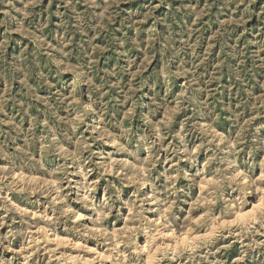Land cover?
Segmentation results:
<instances>
[{
  "label": "rangeland",
  "instance_id": "1",
  "mask_svg": "<svg viewBox=\"0 0 264 264\" xmlns=\"http://www.w3.org/2000/svg\"><path fill=\"white\" fill-rule=\"evenodd\" d=\"M89 104L93 110L77 121ZM177 107L183 110L167 111ZM186 119L193 131L185 143L195 163L170 155L175 148L182 153L178 137ZM205 126L231 139L218 145L231 149L218 159L234 160L225 175L242 178L225 185L230 219L208 195L221 165L209 164L215 152L197 151L207 133L196 129ZM154 127L163 147L149 153L145 145L159 139ZM122 129L130 130L126 139ZM53 137L55 150L45 152ZM113 137H121L127 151ZM81 141L89 146L83 157L91 155V161H65L59 148L74 152ZM150 156L159 199H165L166 175H175L173 165L181 170L171 213L166 205L143 203L153 200L151 183L121 182L127 169L117 162L136 164ZM90 169V175L77 174ZM41 182L60 191L15 190ZM68 208L67 215L57 211ZM206 212L212 217L207 223ZM165 214L177 217V236L153 229ZM262 221L264 0L0 4V264H145L157 247L153 264H264ZM181 234L190 238L188 247L175 242ZM151 239L152 248L143 252Z\"/></svg>",
  "mask_w": 264,
  "mask_h": 264
},
{
  "label": "clouds",
  "instance_id": "2",
  "mask_svg": "<svg viewBox=\"0 0 264 264\" xmlns=\"http://www.w3.org/2000/svg\"><path fill=\"white\" fill-rule=\"evenodd\" d=\"M13 0H0V4H12ZM240 23L243 22V20L238 21ZM72 70V69H69ZM87 83L92 86V81L91 80H87ZM77 87H79V85H77ZM76 90L74 89V92ZM153 103H156L155 99L153 98ZM165 103H161L159 105H157V108H164L165 107ZM93 110L92 108V104H89L87 106H85L83 108V111L80 112V114L77 116V121H80L84 118V116L88 113L91 112ZM183 109L180 107L177 108H168L167 111L170 113H176L177 111H182ZM76 126V125H74ZM163 127V126H161ZM198 131L201 132H206L207 135L205 137V143H202L199 148L197 149V151H199L200 149H207L210 151H213L216 153V155H214L211 160H209V164H213L216 163L218 165H221V167H217L215 169L214 175L216 177V179L213 181V183L210 185V191L208 193L209 196H211L212 201L211 202H220L222 204V211L224 213V218L226 219H230L231 215L233 214V208L228 206V202L224 200V189H225V185L227 186H231L233 184H238L241 182L242 178L238 179L237 177L233 176V175H225V173L228 171V169L233 168V166L235 165V161L232 159H228V158H223V159H218V157H220L221 153H225V152H231L230 148H225V149H220L218 147V145L220 143H225L230 144L232 141L230 138H226L224 136H222L220 133L215 132L214 129H211L210 126H205V128L203 129H196ZM129 129H122V133L124 134V138H127V133L129 132ZM166 131V130H165ZM193 131V128L188 127V121L187 119L185 120V130L183 132H181L179 134V141L180 144L182 146V153L181 150L179 148H175L173 149V151L170 153V155L173 156V158L175 160H177V162L179 161V158L181 157V155H183L184 158H186L187 160H189L192 163H195L197 157L196 154L192 151L189 150L187 144L185 143V136L189 133ZM153 135H156L157 137H159V139L151 142L150 144L145 145L148 148L149 153L152 152L153 148H156L157 145H159L161 148L163 147L162 144H160V140L163 139V135L161 134L159 129H156L154 127L153 130ZM105 136L111 135L110 133L105 132L104 133ZM121 139V137H113L112 138V143L119 149V150H124L127 151V148L125 147L124 144L118 143V141ZM142 139H147L146 137L142 138ZM71 142V141H69ZM106 143H108V140H105ZM241 141L240 140H236V143L239 144ZM52 148L53 150H55V137H53L52 142L50 143H45L43 145V150L45 152H47L49 150V148ZM88 144L85 141H81L80 144H78L77 146V151L74 152H70L68 151L67 148H59V154L65 159V161L67 160H72L74 162L77 161H82L83 163H89L91 161V155L87 158L83 157V152L86 151L88 149ZM134 155V154H133ZM120 166V170L123 169H127V171L124 172V175L121 177V182H124L125 180H129L131 183H135L139 186H143L146 183H151L153 186V200H147L145 199L143 201V203H157L160 205H166L167 207V212L171 213V209L175 203L174 197H176L177 195V190L176 189V180L177 178L181 175V170L176 169L175 165H173L172 171L175 172V175L172 174H168L166 175V179L168 181V183L166 185H164V197L165 199H159V193L156 190V181L154 179H151V169L153 167H155V159L150 156L149 160L144 162V161H139L137 160L136 164H125L123 161L117 162ZM138 165H144V167H140ZM100 167H106L104 165H101ZM58 172L63 173L65 171V168L63 166H61V168H59L57 170ZM91 169L87 172V173H77L80 175H90L91 174ZM185 177L187 179L192 180L193 184H195L197 181L194 177H188L187 174H184ZM201 175H203V173H201ZM146 176L148 177L146 179ZM66 177H62L56 180L55 183L60 184L64 182V179ZM101 178H103V175L101 176ZM109 187L111 188H116L115 184L109 185ZM43 189V191H42ZM18 191H25V192H32V191H37L40 192L41 195L48 193L49 195L52 194V192H59L60 189L54 188L52 186V183H49L47 185H45L43 182H41L40 186L33 189L30 187H24V188H19V189H15ZM107 191V189H106ZM241 192L244 193L246 195V190L244 188H241ZM120 193V189L116 188V195H119ZM111 199V197H107L105 199V205L108 204V201ZM242 200V197L240 198ZM60 200H63V197H59L58 198V202ZM86 207H89L91 205H85ZM195 207V205H194ZM60 212V215H67L68 212L71 211L70 208H68L67 210H57ZM209 211H212L211 209H209ZM205 223H207V221L211 220L212 217H210L208 215V213H205ZM161 219L164 221V223L162 224V226L159 229L155 228L154 222H153V229L155 231L158 232H165V231H171L172 227H173V222L177 219V217L172 216L171 219L169 218L168 214H165L161 217ZM261 226L264 227V221H262ZM217 229H220V225L217 224L216 225ZM84 235H87L88 233H82ZM210 235H213V233H210ZM215 236L219 237L221 236V231L217 230L214 233ZM211 240L205 241V243H211Z\"/></svg>",
  "mask_w": 264,
  "mask_h": 264
},
{
  "label": "bare ground",
  "instance_id": "3",
  "mask_svg": "<svg viewBox=\"0 0 264 264\" xmlns=\"http://www.w3.org/2000/svg\"><path fill=\"white\" fill-rule=\"evenodd\" d=\"M242 213V212H241ZM240 214V213H239ZM238 214V215H239ZM241 216V218L240 219H243L242 217L244 216V214H240L238 217H240ZM247 217H248V214L246 215ZM250 216V215H249ZM82 217H81V214L79 215H77V220H80ZM246 218V217H245ZM244 218V219H245ZM247 219V218H246ZM238 220H239V218H238ZM100 230V229H99ZM163 234V233H162ZM177 236L178 234H176V231L175 230H171V231H168L165 235H163V236H165V237H172V236ZM155 236V235H154ZM209 236V235H208ZM207 236V237H208ZM153 238V237H152ZM159 238V237H158ZM176 238V237H175ZM178 239H177V241H175V242H177V245L179 244H181V245H184V244H187V242H188V239H190V238H188L187 237V235L186 234H181V235H179L178 237H177ZM206 238V237H205ZM154 240L156 241V239H155V237H154ZM154 240H147L145 243H144V246H142V250H143V252L146 250V249H148V248H152V246H153V244L155 243L154 242ZM194 241V240H193ZM190 242V241H189ZM192 243V242H191ZM189 244V243H188ZM188 244H187V247H188ZM176 245V244H175ZM77 246H78V244H77ZM168 247V246H167ZM158 248V247H157ZM156 248V251L157 250H159V249H161V248H159V249H157ZM163 248V247H162ZM175 249L177 248L178 249V247L176 246V247H174ZM184 248V247H183ZM174 249V250H175ZM152 250V249H151ZM156 251L152 254L151 252H149L148 254H147V258H146V260H145V264H153L154 263V259H155V253H156ZM151 253V254H150ZM99 255L101 256V257H103L104 255L103 254H101V253H99ZM157 255V254H156ZM71 258V257H70ZM74 258H76V257H74ZM73 258V259H74ZM105 259H106V257H104ZM157 259V258H156ZM108 260V259H107ZM86 262H87V260H86ZM85 262V263H86Z\"/></svg>",
  "mask_w": 264,
  "mask_h": 264
}]
</instances>
